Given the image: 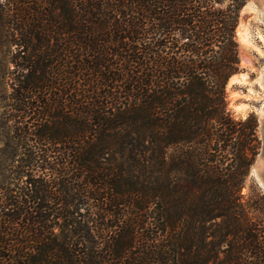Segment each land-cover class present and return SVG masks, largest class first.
Listing matches in <instances>:
<instances>
[{"label": "trees", "instance_id": "trees-1", "mask_svg": "<svg viewBox=\"0 0 264 264\" xmlns=\"http://www.w3.org/2000/svg\"><path fill=\"white\" fill-rule=\"evenodd\" d=\"M247 2L0 0V264H264Z\"/></svg>", "mask_w": 264, "mask_h": 264}, {"label": "rangeland", "instance_id": "rangeland-1", "mask_svg": "<svg viewBox=\"0 0 264 264\" xmlns=\"http://www.w3.org/2000/svg\"><path fill=\"white\" fill-rule=\"evenodd\" d=\"M243 9V13H239L236 28V39L239 46L238 58L239 62H242L239 65V72L236 73L238 80L226 85V109L235 121L248 117L255 121L256 136L259 141L258 154L261 148L258 119L259 112L264 106V90L254 80L264 67V0H248ZM8 69H10V65L7 63V57H0V107L3 106L2 100H6L9 93L6 85V70ZM241 74L246 75V81L240 79L239 75ZM3 132L5 138L8 136V131H0V147ZM251 166L245 178L242 195L246 201H249L248 211L251 217L264 222V207L255 209L251 205L252 201L264 195L254 178Z\"/></svg>", "mask_w": 264, "mask_h": 264}, {"label": "bare ground", "instance_id": "bare-ground-1", "mask_svg": "<svg viewBox=\"0 0 264 264\" xmlns=\"http://www.w3.org/2000/svg\"><path fill=\"white\" fill-rule=\"evenodd\" d=\"M244 8V7H243ZM243 11H244V9H242L241 10V12L240 13H243ZM242 62V61H241ZM240 62V63H241ZM240 76V79L242 80V81H246V75L245 74H241V75H239ZM238 79L236 78V76H233V77H231V79L229 80V83H232V82H235V81H237ZM255 82H256V84H258V86L260 87V88H262L263 90H264V67H263V69L261 70V72H260V75L254 80ZM249 91H252L251 89H249ZM258 121H259V123H260V125L264 122V106H263V108L260 110V112H259V119H258ZM252 173L254 174V176H256L257 178H258V180L260 181V182H262V181H264V160L262 161L261 160V171L259 172V177L257 176L258 174H257V172H256V169L254 168H252Z\"/></svg>", "mask_w": 264, "mask_h": 264}, {"label": "water", "instance_id": "water-1", "mask_svg": "<svg viewBox=\"0 0 264 264\" xmlns=\"http://www.w3.org/2000/svg\"><path fill=\"white\" fill-rule=\"evenodd\" d=\"M233 76H236V74L232 75L231 77H233ZM227 83H229V80ZM258 124H259V133L261 136V148H260V151L257 154L255 160L253 161L251 168L256 169V172L258 174L257 176L259 177L260 176L259 172L261 171V160L262 161L264 160V122L260 125V123L258 121ZM254 178H255L256 182L259 184L260 188L263 190V194H264V181L260 182L256 176H254Z\"/></svg>", "mask_w": 264, "mask_h": 264}]
</instances>
